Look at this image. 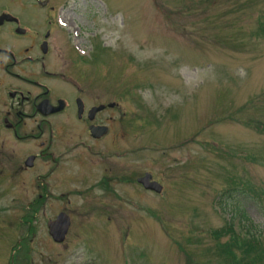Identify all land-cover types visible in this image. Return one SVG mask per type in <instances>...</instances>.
<instances>
[{"label":"rangeland","instance_id":"374dc122","mask_svg":"<svg viewBox=\"0 0 264 264\" xmlns=\"http://www.w3.org/2000/svg\"><path fill=\"white\" fill-rule=\"evenodd\" d=\"M70 6L83 60L72 56V69L117 90L119 129L134 135L121 133L120 149L136 148V176L164 170L168 197L135 186L114 227L74 198L61 245L46 224L62 205L46 203L30 222L34 237L18 243L28 203L5 196L0 176V264H228L232 235L264 244V0Z\"/></svg>","mask_w":264,"mask_h":264},{"label":"flooded vegetation","instance_id":"af4514ba","mask_svg":"<svg viewBox=\"0 0 264 264\" xmlns=\"http://www.w3.org/2000/svg\"><path fill=\"white\" fill-rule=\"evenodd\" d=\"M70 1L0 0L3 193L13 202L30 203L32 218L46 203H59L53 218L66 213L71 220L76 210L69 206L79 198L82 211L114 227L118 204L133 202L135 186L144 190L137 180L149 173L167 188L166 172L144 170L136 176L129 164L136 148L120 149L125 131L119 129L117 90L109 91L88 70L72 69V56L83 60L71 46V31L78 28ZM125 133L134 141L131 131ZM29 230L20 241L34 237Z\"/></svg>","mask_w":264,"mask_h":264},{"label":"trees","instance_id":"16d2710c","mask_svg":"<svg viewBox=\"0 0 264 264\" xmlns=\"http://www.w3.org/2000/svg\"><path fill=\"white\" fill-rule=\"evenodd\" d=\"M227 230L234 233L231 226H228ZM255 236L247 235V237L237 240L238 236L232 235L231 243L225 245L228 248L225 249L228 264H264V244ZM231 249L236 252L240 251L245 258L241 257L240 253H237L236 256L230 251ZM250 256L253 260L249 259Z\"/></svg>","mask_w":264,"mask_h":264},{"label":"water","instance_id":"95a60500","mask_svg":"<svg viewBox=\"0 0 264 264\" xmlns=\"http://www.w3.org/2000/svg\"><path fill=\"white\" fill-rule=\"evenodd\" d=\"M150 176L146 175L145 177L138 180L139 183L147 190L155 191L156 193L161 192V187L156 182L149 183ZM49 235L55 242H62L65 238V235L69 228V220L65 215H60L56 220L50 221L47 224Z\"/></svg>","mask_w":264,"mask_h":264}]
</instances>
